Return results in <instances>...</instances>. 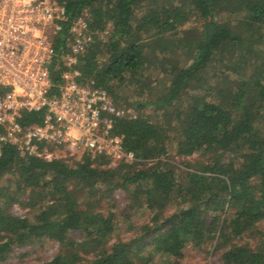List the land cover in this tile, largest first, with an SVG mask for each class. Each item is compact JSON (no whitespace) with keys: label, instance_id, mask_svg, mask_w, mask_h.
Returning <instances> with one entry per match:
<instances>
[{"label":"trees","instance_id":"obj_1","mask_svg":"<svg viewBox=\"0 0 264 264\" xmlns=\"http://www.w3.org/2000/svg\"><path fill=\"white\" fill-rule=\"evenodd\" d=\"M60 1L64 32L85 12L93 33L79 58L83 79L126 109L114 131L152 163L109 167L85 150L49 161L3 144L0 261L53 240L58 252L33 264H183L186 247L215 240L222 264H264V0ZM24 121L38 124L39 114ZM169 154L204 160L177 174ZM118 190L128 203L104 211ZM13 203L29 214H13ZM141 204L151 216L134 225ZM120 220L139 233L111 243ZM251 232L256 245L243 240Z\"/></svg>","mask_w":264,"mask_h":264},{"label":"built area","instance_id":"obj_2","mask_svg":"<svg viewBox=\"0 0 264 264\" xmlns=\"http://www.w3.org/2000/svg\"><path fill=\"white\" fill-rule=\"evenodd\" d=\"M67 20L60 0H0V150L9 143L49 161L85 150L106 157L109 167L134 163L138 157L114 131L126 109L96 79H83L79 68L80 55L94 42L87 14L64 32ZM30 113L40 122L27 127Z\"/></svg>","mask_w":264,"mask_h":264},{"label":"rangeland","instance_id":"obj_3","mask_svg":"<svg viewBox=\"0 0 264 264\" xmlns=\"http://www.w3.org/2000/svg\"><path fill=\"white\" fill-rule=\"evenodd\" d=\"M152 109V107L148 108ZM206 159V158H205ZM164 160L169 161L173 164L174 169L177 174L180 173L181 170L184 169L186 165L189 163L196 164V162L200 160H204V158H200V156H178L175 154H169L164 158ZM137 162V161H135ZM138 162L140 163H134L137 167H148L152 162H149L148 164H145V162H141V160L138 159ZM128 203L127 200V194L122 191L118 190L114 193L113 199L109 201L108 199L106 201H102L100 204L102 205V209L106 211L111 204H114L118 208V213H121V208L125 207V205ZM10 211L13 214L16 215H28L29 209L27 206H24L23 204H17L13 203L9 207ZM133 215L131 219H133L134 225L142 224L141 222H145L149 220V217L151 216V211L148 210L145 205L142 204L135 207L133 209ZM123 218V216H122ZM130 222V221H129ZM118 225L120 227V233L118 237H115L113 240H111V243H114L115 241H118L119 238L122 240L130 239L133 235L138 234L139 232L130 229L128 221L120 220L118 222ZM256 230L263 232L264 234V222H261L256 227ZM255 230V231H256ZM77 240H80L81 233L75 232L72 234ZM252 238V245H256L260 241V235L258 233L251 232V234H246L243 237V240H250ZM216 241L211 240L202 245L201 247H194L189 245L185 248L182 262L183 264H222L221 260V251L215 250ZM60 248V245L57 241L53 240H46L44 242H33L28 243L23 246H18L15 248L11 256L5 260L0 261V264H33L37 262H44L48 261L53 258V256L58 252ZM86 255L91 258L92 253L86 252ZM156 264H161L160 260H156Z\"/></svg>","mask_w":264,"mask_h":264}]
</instances>
